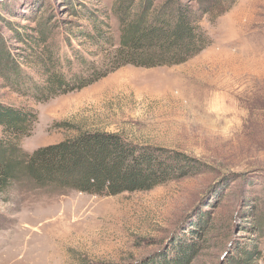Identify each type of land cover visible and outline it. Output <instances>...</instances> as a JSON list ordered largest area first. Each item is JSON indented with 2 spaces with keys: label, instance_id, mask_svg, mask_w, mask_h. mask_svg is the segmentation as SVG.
Wrapping results in <instances>:
<instances>
[{
  "label": "rangeland",
  "instance_id": "374dc122",
  "mask_svg": "<svg viewBox=\"0 0 264 264\" xmlns=\"http://www.w3.org/2000/svg\"><path fill=\"white\" fill-rule=\"evenodd\" d=\"M133 1V12L145 3ZM167 1L153 0L157 9ZM118 2L0 0V53L39 82L41 46L24 39L49 21L42 48L65 64L73 58L72 71L86 75L75 51L98 66L107 59L83 37L87 16L118 47ZM201 26L210 44L183 63L126 64L46 101L8 86L0 72V101L38 114L21 141L28 152L99 130L203 164L197 174L118 195L16 185L0 201V264H229L243 247L257 248L264 264V0H237Z\"/></svg>",
  "mask_w": 264,
  "mask_h": 264
},
{
  "label": "trees",
  "instance_id": "16d2710c",
  "mask_svg": "<svg viewBox=\"0 0 264 264\" xmlns=\"http://www.w3.org/2000/svg\"><path fill=\"white\" fill-rule=\"evenodd\" d=\"M195 1L197 5L168 0L157 9L153 0H144L143 6L133 12V0H119L114 7L120 28L118 47L112 34L103 33L99 23L88 15L87 20L91 21H87L84 28L88 32L83 37L95 40L98 49H106L107 59L98 66L78 55L81 51H75L74 57L90 68L86 75L72 71L73 58L63 57L67 60L65 64L59 53L42 48L51 34L49 21H45L43 29L24 39L33 48L41 46L36 57L39 61L33 65L41 76L39 82L19 68L9 51L0 53V72L8 86L46 101L87 86L126 64L155 67L183 63L210 44L201 26L202 18L220 17L237 0ZM37 121L34 109L0 101V201L8 202L11 190L19 184L118 195L151 190L168 181L197 174L203 168L201 161L182 151L140 144L119 133L99 130L80 131L72 138L28 152L21 141ZM237 251L236 256L228 257L229 264H258L261 255L256 253L257 248L243 247Z\"/></svg>",
  "mask_w": 264,
  "mask_h": 264
}]
</instances>
